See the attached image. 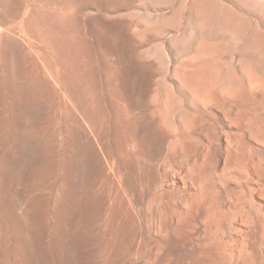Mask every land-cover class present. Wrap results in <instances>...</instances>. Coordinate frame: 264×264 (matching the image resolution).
Instances as JSON below:
<instances>
[{"label":"rangeland","instance_id":"374dc122","mask_svg":"<svg viewBox=\"0 0 264 264\" xmlns=\"http://www.w3.org/2000/svg\"><path fill=\"white\" fill-rule=\"evenodd\" d=\"M0 264H264V0H0Z\"/></svg>","mask_w":264,"mask_h":264},{"label":"bare ground","instance_id":"6f19581e","mask_svg":"<svg viewBox=\"0 0 264 264\" xmlns=\"http://www.w3.org/2000/svg\"><path fill=\"white\" fill-rule=\"evenodd\" d=\"M83 117V116H82ZM88 123V122H87ZM86 123V124H87ZM159 127H160V123H158V122H156V130L158 129L159 130ZM99 128V127H98ZM86 129V128H85ZM84 130V129H83ZM165 142H164V140H161L160 141V143H159V147L160 148H162V146H163V144H164ZM106 145V144H105ZM100 147H101V145H99ZM97 149H98V147H96ZM96 148H93V150H94V154H95V160H97L98 162H101V163H103V156H104V153L102 154L101 153V151L99 150V151H97V149ZM106 150V149H105ZM150 150V149H149ZM104 152V151H103ZM107 154V153H106ZM94 158V157H93ZM108 158V157H107ZM108 171V170H107ZM109 172V171H108ZM170 181H171V184H174V178L171 176V179H170ZM224 248H225V246H224ZM223 251V254L224 255H227V256H230V254H228L227 252H226V250H222Z\"/></svg>","mask_w":264,"mask_h":264}]
</instances>
